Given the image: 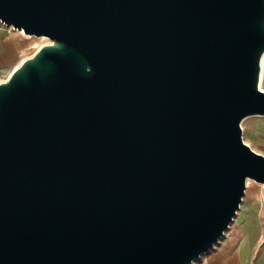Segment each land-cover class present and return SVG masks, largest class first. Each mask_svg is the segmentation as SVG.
I'll return each mask as SVG.
<instances>
[{"label": "water", "instance_id": "water-1", "mask_svg": "<svg viewBox=\"0 0 264 264\" xmlns=\"http://www.w3.org/2000/svg\"><path fill=\"white\" fill-rule=\"evenodd\" d=\"M48 43L0 81V264H193L264 156V0H0Z\"/></svg>", "mask_w": 264, "mask_h": 264}, {"label": "crops", "instance_id": "crops-1", "mask_svg": "<svg viewBox=\"0 0 264 264\" xmlns=\"http://www.w3.org/2000/svg\"><path fill=\"white\" fill-rule=\"evenodd\" d=\"M11 28V27H9ZM13 29V28H12ZM0 27V73L5 79L23 58L25 45L18 33ZM264 75V74H263ZM254 131V130H253ZM260 136L259 148L264 156V126L253 136ZM247 183V188L250 186ZM193 264H264V189L254 183L246 191L229 228L222 238Z\"/></svg>", "mask_w": 264, "mask_h": 264}, {"label": "rangeland", "instance_id": "rangeland-1", "mask_svg": "<svg viewBox=\"0 0 264 264\" xmlns=\"http://www.w3.org/2000/svg\"><path fill=\"white\" fill-rule=\"evenodd\" d=\"M0 27L6 28V29H11V28L6 27L5 25H2V24H0ZM15 33H17V32H15ZM18 36L22 39L23 44L25 45L22 59L31 56L40 46L48 43V40L45 37L42 38V37L32 36V38H30V39H25V37L22 35L18 34ZM263 62H264V57L262 59V63ZM262 63H261V65H262ZM261 71H262V66H261ZM3 77H4V75L2 73H0V81H4L7 79V77L5 79H2ZM259 85H260V82H259ZM261 89L264 91V76H263V82L261 83ZM240 125H241V131L243 133L242 134L243 142L246 143L247 145H249L252 149H255V150L258 149L260 136H258V135L253 136V132L254 131L259 132L261 130V128L264 126V116L248 117V118L244 119ZM252 185H254V182L251 183L248 188H246V191H249L250 187ZM196 262H198V260L194 261V263H196Z\"/></svg>", "mask_w": 264, "mask_h": 264}, {"label": "bare ground", "instance_id": "bare-ground-1", "mask_svg": "<svg viewBox=\"0 0 264 264\" xmlns=\"http://www.w3.org/2000/svg\"><path fill=\"white\" fill-rule=\"evenodd\" d=\"M0 24H2V23H0ZM3 25V24H2ZM12 29V28H11ZM12 30H14V31H16L19 35H22V36H24L25 37V39H30V38H32V36H25V35H23V33H22V31H18V30H15V29H12ZM42 38H44V37H42ZM41 38V39H42ZM262 71H261V74H260V85H259V87H260V89H261V83L263 82V74H264V62L262 63ZM262 90V89H261ZM243 134V133H242ZM248 182H250V183H253L252 181H250V180H248V181H246V186H247V183ZM247 188V187H246ZM194 263V262H193Z\"/></svg>", "mask_w": 264, "mask_h": 264}]
</instances>
